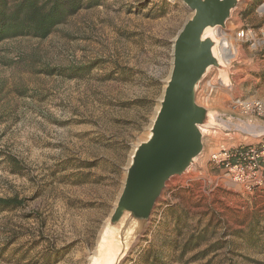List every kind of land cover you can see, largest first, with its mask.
I'll list each match as a JSON object with an SVG mask.
<instances>
[{"label":"rangeland","instance_id":"374dc122","mask_svg":"<svg viewBox=\"0 0 264 264\" xmlns=\"http://www.w3.org/2000/svg\"><path fill=\"white\" fill-rule=\"evenodd\" d=\"M192 15L183 0H101L47 38L0 43V197L21 200L0 208V264H93L121 235L111 233L119 225L111 216ZM218 32L234 54L196 87L209 113L203 149L167 180L115 264H138L152 245L167 249L169 264H264V190L230 180L210 160L221 144L264 140V0H241Z\"/></svg>","mask_w":264,"mask_h":264},{"label":"water","instance_id":"95a60500","mask_svg":"<svg viewBox=\"0 0 264 264\" xmlns=\"http://www.w3.org/2000/svg\"><path fill=\"white\" fill-rule=\"evenodd\" d=\"M193 11L174 43V60L151 136L142 142L127 170L123 191L111 216L116 224L126 211L135 225L148 221L167 180L183 173L203 149L199 126L208 109L196 101V87L207 68L218 66L208 26H225L239 0H183Z\"/></svg>","mask_w":264,"mask_h":264},{"label":"trees","instance_id":"16d2710c","mask_svg":"<svg viewBox=\"0 0 264 264\" xmlns=\"http://www.w3.org/2000/svg\"><path fill=\"white\" fill-rule=\"evenodd\" d=\"M100 3L101 0H0V43L26 35L47 38L58 25L81 9ZM20 204L21 200L15 197H0L1 210ZM189 244L190 240L183 244L181 254L190 249ZM169 255L164 247L152 245L141 254L138 264H169Z\"/></svg>","mask_w":264,"mask_h":264},{"label":"built area","instance_id":"2783aa9c","mask_svg":"<svg viewBox=\"0 0 264 264\" xmlns=\"http://www.w3.org/2000/svg\"><path fill=\"white\" fill-rule=\"evenodd\" d=\"M238 36H245V30H240ZM236 103L245 110L263 109L260 101L246 104L238 99ZM210 160L219 166L230 180L242 184L249 190H264V140L258 145L249 146L230 147L221 144L211 153Z\"/></svg>","mask_w":264,"mask_h":264},{"label":"bare ground","instance_id":"6f19581e","mask_svg":"<svg viewBox=\"0 0 264 264\" xmlns=\"http://www.w3.org/2000/svg\"><path fill=\"white\" fill-rule=\"evenodd\" d=\"M241 0H239L238 4ZM234 9H232L233 12ZM231 12V13H232ZM220 36V37H219ZM203 38H210L213 40V47L212 51L214 56L217 58V61L219 65H223L226 61H229L231 56L234 54V50L232 48L231 43L229 42L228 37L225 35L221 36L218 32V26H208L203 32ZM213 65L209 66L206 70V72L212 67ZM206 72L202 76V78L205 76ZM201 78V79H202ZM203 126L201 125V130H203ZM204 134V132L202 131ZM151 136V132L149 134V137ZM148 137V138H149ZM135 153V151H134ZM133 158V157H132ZM196 158V157H195ZM194 158V159H195ZM132 162V161H131ZM131 213L129 211H126L123 216L120 218V220L116 223L119 225L112 226V228H115L114 231H112V234H118L119 231L122 233L125 232L126 236H113L110 240L105 241V247L100 253V255L94 259L93 264H115L117 260L121 257L122 254H124V251L126 249V246H123V249L121 244L122 240L123 242L126 241L127 236L132 232L134 228V223L131 221L130 218ZM125 222V224L122 225V223ZM121 238V239H120ZM125 244V243H124Z\"/></svg>","mask_w":264,"mask_h":264}]
</instances>
